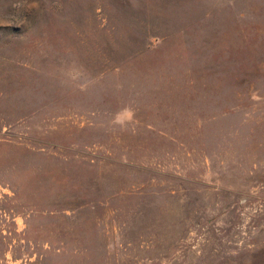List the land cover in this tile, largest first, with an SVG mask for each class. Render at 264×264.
I'll use <instances>...</instances> for the list:
<instances>
[{
	"label": "rangeland",
	"instance_id": "374dc122",
	"mask_svg": "<svg viewBox=\"0 0 264 264\" xmlns=\"http://www.w3.org/2000/svg\"><path fill=\"white\" fill-rule=\"evenodd\" d=\"M0 264H264V0H0Z\"/></svg>",
	"mask_w": 264,
	"mask_h": 264
}]
</instances>
